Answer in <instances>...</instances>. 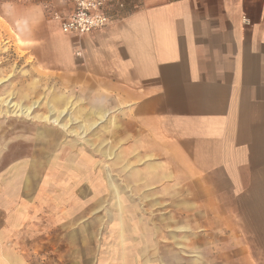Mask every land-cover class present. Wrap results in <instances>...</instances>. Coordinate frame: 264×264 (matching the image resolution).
I'll return each instance as SVG.
<instances>
[{
    "label": "crops",
    "instance_id": "obj_1",
    "mask_svg": "<svg viewBox=\"0 0 264 264\" xmlns=\"http://www.w3.org/2000/svg\"><path fill=\"white\" fill-rule=\"evenodd\" d=\"M63 1L40 71L77 138L40 175V198L115 227L100 264H208L212 252L215 264H264V0H135L82 37L62 32L74 10ZM28 190L0 191V264H20ZM176 201L209 212L186 224L215 226L213 240L174 234Z\"/></svg>",
    "mask_w": 264,
    "mask_h": 264
},
{
    "label": "rangeland",
    "instance_id": "obj_2",
    "mask_svg": "<svg viewBox=\"0 0 264 264\" xmlns=\"http://www.w3.org/2000/svg\"><path fill=\"white\" fill-rule=\"evenodd\" d=\"M66 9L63 0H0V191L23 186L30 191L26 198L32 221L16 232L20 264H100L107 260L100 257L108 244L105 240L114 234L115 227L96 225L92 215L88 220L85 210L66 211L61 216L49 190L43 198L39 195L40 175L45 168L48 172L55 170L60 164H56V154L69 156L77 138V134L72 136V124L63 128L61 123L44 119L52 110L67 107L60 109L62 99L56 96H60L61 87L40 71L39 61L46 25L56 22ZM36 102L40 107L31 116L22 114L20 108ZM62 120L63 124L72 122L71 114L68 112ZM7 125L8 129L13 127V142L10 131L7 139ZM208 214L184 210L182 201H176L174 234L205 233L213 240L218 232L215 226L186 224L190 218L198 222ZM208 244L213 247L215 242ZM186 260L176 257L180 264ZM207 262L215 264L213 252Z\"/></svg>",
    "mask_w": 264,
    "mask_h": 264
},
{
    "label": "built area",
    "instance_id": "obj_3",
    "mask_svg": "<svg viewBox=\"0 0 264 264\" xmlns=\"http://www.w3.org/2000/svg\"><path fill=\"white\" fill-rule=\"evenodd\" d=\"M74 10L62 21L66 35L85 36L108 27L120 14L134 8L135 0H72Z\"/></svg>",
    "mask_w": 264,
    "mask_h": 264
},
{
    "label": "bare ground",
    "instance_id": "obj_4",
    "mask_svg": "<svg viewBox=\"0 0 264 264\" xmlns=\"http://www.w3.org/2000/svg\"><path fill=\"white\" fill-rule=\"evenodd\" d=\"M39 102H36V103H34L33 105H31L30 107H22V108H20V110H21V112H22V114H24L25 116H31L32 115V113H33V111L36 109V108H38V107H40L39 106V104H38ZM66 108V107H65ZM48 112V111H47ZM56 110H52L51 112H50V114L48 115V116H46L44 119H47V120H49L50 122L51 121H53L54 123H61L62 124V126H63V128H67L68 127V125L69 124H71L72 122H71V120H69L70 121V123L68 122V123H65V124H63L62 123V118L65 116V115H67V113H68V110L67 109H64V110H61V111H59L58 110V115H54V114H56ZM35 116H37L36 114H35ZM68 117H70V116H68ZM36 118H38V117H35V119ZM48 122V121H47ZM73 133V132H72ZM32 184V183H31Z\"/></svg>",
    "mask_w": 264,
    "mask_h": 264
}]
</instances>
